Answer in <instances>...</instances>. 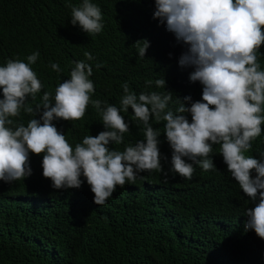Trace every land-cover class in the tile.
Wrapping results in <instances>:
<instances>
[{
    "label": "trees",
    "instance_id": "1",
    "mask_svg": "<svg viewBox=\"0 0 264 264\" xmlns=\"http://www.w3.org/2000/svg\"><path fill=\"white\" fill-rule=\"evenodd\" d=\"M90 2L103 18V29L95 36L71 24L69 5L79 6L82 0H0V66L9 59L27 63L28 55L40 53L31 67L44 87L27 104L35 107L45 91L54 97L55 88L70 78L73 61L81 60L93 68V100L119 107L124 82L137 96L172 92L173 112L179 106L177 97L193 93L192 100H201L202 85L189 78L194 69L179 65L188 46L153 18L155 0ZM142 40L150 45L144 58L134 46ZM85 52L95 59L87 61ZM50 62L62 71H53ZM258 62L264 70V46ZM97 63L103 66L97 69ZM162 78L166 87L157 88L154 82ZM149 80L153 83L146 86ZM121 115L130 131L122 144L109 146L119 151L144 139L143 125L133 120L132 110ZM32 118L21 110L12 119L27 126ZM53 123L73 148L85 136L104 130L91 104L81 120ZM151 123L161 134V164L167 172L171 150L164 122ZM261 127L245 155L259 159L264 150V124ZM42 159L30 154L32 175L25 180L0 181V264H264V240L245 230L247 202L221 166L211 180L205 181V174L182 179L180 185V176L170 172L166 180L160 171L140 173L135 183L117 187L99 206L86 181L79 189H53L42 175Z\"/></svg>",
    "mask_w": 264,
    "mask_h": 264
},
{
    "label": "clouds",
    "instance_id": "2",
    "mask_svg": "<svg viewBox=\"0 0 264 264\" xmlns=\"http://www.w3.org/2000/svg\"><path fill=\"white\" fill-rule=\"evenodd\" d=\"M69 7L73 26L79 25L89 36L102 31V12L96 4L82 0ZM153 18L188 46L179 65L194 69L189 78L202 85L201 100H192L193 93L177 97L179 106L173 112L172 92L137 96L127 82L121 85L119 107L93 100L95 85L89 79L93 68L81 60L73 61L70 78L55 88L54 97L45 91L33 107L26 102L29 97L35 101L44 87L31 67L40 53L28 55L27 63L9 59L0 66V181L11 184L30 177V154L42 155V175L53 189H79L86 181L94 204L102 206L117 187L135 183L140 173L160 171L166 180L170 172L180 176V185L182 179L205 174V181L211 180L221 166L247 202L245 230L264 240V150L259 159L245 155L264 124V70L258 62L264 46V0H155ZM134 46L144 58L150 45L142 40ZM84 56L87 61L95 59L89 52ZM102 66L96 64L97 69ZM50 67L62 71L58 63L50 62ZM152 83L146 81V86ZM154 83L166 87L164 78ZM89 104L101 116L104 130L85 136L73 148L53 121L81 120ZM129 109L133 120L143 125L144 139L122 151L112 149L109 146L122 144L130 131V123L121 115ZM21 110L34 117L27 126L12 119ZM153 120L164 122L171 150L170 161L163 155L170 164L167 172L161 164V134Z\"/></svg>",
    "mask_w": 264,
    "mask_h": 264
}]
</instances>
